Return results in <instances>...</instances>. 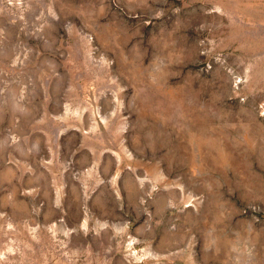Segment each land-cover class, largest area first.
I'll use <instances>...</instances> for the list:
<instances>
[{"label": "rangeland", "instance_id": "obj_1", "mask_svg": "<svg viewBox=\"0 0 264 264\" xmlns=\"http://www.w3.org/2000/svg\"><path fill=\"white\" fill-rule=\"evenodd\" d=\"M0 264H264V0H0Z\"/></svg>", "mask_w": 264, "mask_h": 264}]
</instances>
